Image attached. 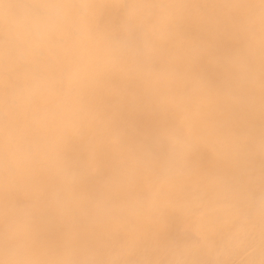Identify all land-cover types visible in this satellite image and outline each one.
<instances>
[{"label": "clouds", "instance_id": "obj_1", "mask_svg": "<svg viewBox=\"0 0 264 264\" xmlns=\"http://www.w3.org/2000/svg\"><path fill=\"white\" fill-rule=\"evenodd\" d=\"M0 264H264V0H0Z\"/></svg>", "mask_w": 264, "mask_h": 264}]
</instances>
